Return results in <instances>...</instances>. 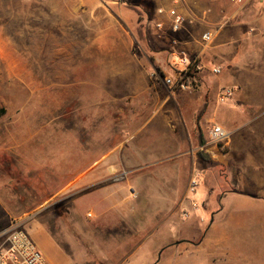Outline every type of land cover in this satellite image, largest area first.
<instances>
[{
  "label": "rangeland",
  "instance_id": "1",
  "mask_svg": "<svg viewBox=\"0 0 264 264\" xmlns=\"http://www.w3.org/2000/svg\"><path fill=\"white\" fill-rule=\"evenodd\" d=\"M149 6L146 0H0V53L5 55L0 58V140L22 161L14 167L10 158L1 160L13 180L9 186L17 194L18 209L22 208L14 221L42 250L49 238L50 245L77 264L79 257L72 259L69 250L94 242L82 235L80 222L92 219L86 213H96V202L86 201L96 199L105 178L94 171L90 173L93 184L83 185L80 168L85 163L109 159L120 166L109 178L118 175L120 184L133 176L140 180L135 185L125 183L124 190L136 196L137 211L162 209L168 175L175 177L172 185L178 197L183 196V184L187 190L192 175L128 169L129 163L142 164L148 158L143 145H149V140L140 137L135 143L142 148L129 151L125 139L138 130L148 132L147 118L172 95L161 83L152 92L128 93L124 90L127 74L115 73L119 61L128 71L127 57L133 54L143 68L130 82L150 86L155 83L149 77L152 70L165 73L147 61L158 48ZM211 100L217 112L222 104L217 103L216 93ZM216 122L212 116L202 125L205 142L199 151L206 158L196 156L199 169L192 176L198 186L193 195H186L199 206L195 210L186 200L176 209L183 218L195 213L203 224L215 206L223 205L216 195L228 190L225 176L238 175L206 151L213 145L208 131ZM162 152V148L152 149V162L166 163Z\"/></svg>",
  "mask_w": 264,
  "mask_h": 264
},
{
  "label": "crops",
  "instance_id": "2",
  "mask_svg": "<svg viewBox=\"0 0 264 264\" xmlns=\"http://www.w3.org/2000/svg\"><path fill=\"white\" fill-rule=\"evenodd\" d=\"M146 1L152 11L149 23L158 46L152 60L147 58L148 65L153 68L155 64L166 73L175 59L172 54L184 52L198 56L203 69L194 89L174 91L170 99L159 102L158 114L153 110L147 118L151 123L148 132L129 133L125 139L129 151L142 148L135 143L140 137L149 140V145H143L148 158L142 164L129 163V171H183L193 175L199 169L197 152L203 149L198 143L199 132L213 116L217 125L229 133V140L226 145L213 144L206 151L219 158L225 170L233 169L238 175L225 176L228 190L215 194L223 205L215 206L216 200L212 199L215 210L203 224L195 213L183 218L176 211L192 198H187L185 184L183 196L176 195L172 185L175 177H166L168 193L160 211H137L136 196L130 197L131 193L124 190L125 183L135 185L140 180L133 176L120 184L118 175L109 178V173L120 169L109 159L90 166L85 163L80 168L83 185L93 184L90 173L94 171H101L105 178L96 199L86 201L96 202V213H86L92 219L80 222L82 235L94 242L71 247V257H79L78 264H264V0ZM158 8H174L188 22L173 32L169 17L157 14ZM153 21H160L163 30L155 29ZM205 31H211L213 38L203 46L200 36ZM4 56L0 53V58ZM133 56L127 57V72L125 63L119 61L115 73L127 74L129 81L124 90L128 93L152 92L157 83L149 86L130 82L143 68ZM214 67L220 68V74L211 72ZM225 87L233 88V96L219 103L218 95ZM215 93L217 103L222 104L217 112L211 100ZM151 140L158 143L151 145ZM156 148H162L166 163L152 162L155 154L151 151ZM3 157L10 158L14 167L21 161L17 151L5 148L0 140V231L18 220V211L22 212L17 206V194L9 186L13 180L3 170ZM118 194L120 197L116 198ZM50 243L49 238L45 239L43 250L36 244L50 264H77Z\"/></svg>",
  "mask_w": 264,
  "mask_h": 264
},
{
  "label": "built area",
  "instance_id": "3",
  "mask_svg": "<svg viewBox=\"0 0 264 264\" xmlns=\"http://www.w3.org/2000/svg\"><path fill=\"white\" fill-rule=\"evenodd\" d=\"M156 13L159 15L166 14L170 21V30L175 32L180 29L186 22L187 18L178 13L176 9L158 8ZM153 27L158 31L163 30V24L160 21H153ZM213 38L211 31H205L201 34L200 40L203 46L208 45ZM173 59L169 65L168 73H159L152 70L149 77L155 83H161L171 92L182 90L190 91L194 89L197 83V76L201 73L203 66L199 62V57L196 55H187L184 52H175L172 54ZM211 72L215 75L220 74L219 67H214ZM233 96V88L225 87L218 95V102L225 103ZM208 138L214 145H226L229 140V133L220 125L212 124L208 131ZM198 181L194 176H191L187 192L194 194ZM131 195L134 194L131 192ZM191 205L196 210L199 206L196 200L191 199ZM187 216L186 214L184 215ZM188 217V216H187ZM0 264H50L43 256L39 247L31 238L30 234L19 226L17 221H12L8 228L0 231Z\"/></svg>",
  "mask_w": 264,
  "mask_h": 264
},
{
  "label": "trees",
  "instance_id": "4",
  "mask_svg": "<svg viewBox=\"0 0 264 264\" xmlns=\"http://www.w3.org/2000/svg\"><path fill=\"white\" fill-rule=\"evenodd\" d=\"M204 142H205V141H204V139H203V136H202L201 132H199V136H198V143H199V145L202 146V145L204 144ZM197 155H198L200 158H202V159L206 158L205 153L202 152V151H198Z\"/></svg>",
  "mask_w": 264,
  "mask_h": 264
}]
</instances>
